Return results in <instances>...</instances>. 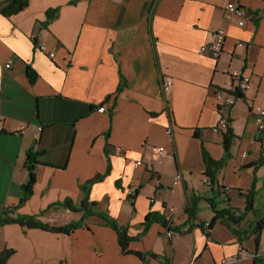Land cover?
I'll return each instance as SVG.
<instances>
[{"label":"crops","instance_id":"1","mask_svg":"<svg viewBox=\"0 0 264 264\" xmlns=\"http://www.w3.org/2000/svg\"><path fill=\"white\" fill-rule=\"evenodd\" d=\"M229 2L246 12L245 27L225 20ZM221 26L222 56L202 54ZM234 70L251 76L252 87L228 107ZM162 78L173 81L166 95ZM253 106L264 108V0H28L15 14L0 13V218L13 210L50 227L79 222L83 212L54 206L80 205L85 187L104 176L89 201L139 237L129 249L145 255L125 254L118 233L93 216L70 234L5 224L0 252L14 251L7 264H264V231L258 244L252 234L264 218V136ZM229 127L218 184L231 191L227 202L215 200L243 220L226 214L206 229L217 188L204 183L203 151L222 161ZM30 154L36 183L22 204ZM151 212L168 221L171 237L163 223L148 225Z\"/></svg>","mask_w":264,"mask_h":264},{"label":"trees","instance_id":"2","mask_svg":"<svg viewBox=\"0 0 264 264\" xmlns=\"http://www.w3.org/2000/svg\"><path fill=\"white\" fill-rule=\"evenodd\" d=\"M28 6V0H8V6H5L4 8H2V10L0 11V13L10 16L12 14H15L17 12H19L20 10L25 9ZM49 18L52 19L54 18V12H49ZM30 76L32 77L33 74L31 73ZM32 81H34V79H32ZM196 136H199V133L195 134ZM234 139V132L233 130L229 127L227 133L224 135V139H223V145L225 147V158L222 161H217L214 160L206 151H203V155H204V159H205V167H206V171H205V176L210 178V184L214 187L216 186L217 188V196H214L213 199L209 200L214 212H215V217L212 221V223L210 224V227L208 229H210L211 227H213V225L221 218H223L226 214L229 216V220L230 222H232L233 224H239L242 220L243 217H236L234 215H232V213H230V211L228 210H218V204L215 200L216 198H221L223 200L224 196L228 197L229 200V196H230V191L231 189H229V194H226V187H221L218 184V175L220 173V171L224 168V166H226L227 163V159L230 157V150L232 149V142ZM35 161L36 159L34 158V155L30 154L29 155V159L27 160L28 163V170L30 173L29 176V180L28 183L24 186V198L22 200V204L25 203L29 197L32 195L33 191H34V187H35V183H36V173H35ZM104 178V176H100L94 180H92L90 182V184L88 186L85 187V199L83 200V202L79 205V204H75L73 201L71 200H67L64 203H59L57 205H55L54 207H58V206H62L66 207L69 210L72 211H79V212H83L84 213V217L81 221H77L75 223H72L68 226H59V227H55V226H47L46 224L41 223V221L37 218V217H32V216H16V217H11V214H15V212L13 210H9L4 212V217L0 218V227H3L5 224H9V223H17L18 225L22 226V227H28V228H40V229H44L47 230L48 232H53V233H63V234H70L71 232H73L75 229H79L81 227L84 226V224L86 223V220L90 217H97L99 219H101L103 222H105V225L109 226L110 228H112L113 230H115L118 233L119 236V243L124 251L125 254H131L134 253L137 256H139V258L144 259L145 255L144 254H139V252H132L129 247L131 242H133L134 240H138L139 237H132L129 235L128 229L124 228L122 226H119L118 222H116L115 220L111 219L109 217V215L107 214H103L97 211L98 205L94 202H90L89 201V193H90V186L93 183H97L99 181H101ZM253 193H250L249 198V203H250V209L253 210ZM198 202L199 199H192L189 201L188 203V207H187V211L186 213L189 215V218L192 220L195 218L196 212L198 211ZM148 225L152 224L153 222H161L163 223L166 227H168L171 231L175 232V230H172L169 226V223L167 220H163L161 219L157 214H155V212H151L148 217ZM207 229V228H206ZM264 231V218L262 217L258 223L256 224V226L254 228H252V234L256 235V240L257 243H260V238H261V233ZM13 250L11 249H6L3 252H0V264H7L8 260L11 258L12 254H13Z\"/></svg>","mask_w":264,"mask_h":264},{"label":"built area","instance_id":"3","mask_svg":"<svg viewBox=\"0 0 264 264\" xmlns=\"http://www.w3.org/2000/svg\"><path fill=\"white\" fill-rule=\"evenodd\" d=\"M246 12L243 8L239 7L236 3H229L226 6V10L224 12V17L227 22H235L238 27H245L246 25ZM227 40V32L225 28L218 27L214 31V41L209 46H203L201 48V53L208 55L214 59L219 58L224 49V43H226ZM238 47L244 46L243 42L237 43ZM40 50L45 53H49V56L52 58L54 57V54L51 52H48V49L45 46H40ZM11 68V63L7 65V69ZM161 91L164 95H166L170 88L173 86V81L168 78H162L161 80ZM227 89H226V98H225V106L233 107L234 105H237L239 102L243 101L245 98V94L249 89L252 87V79L251 76L247 75L244 72L236 71L234 70L229 75V80L227 83ZM223 95V92L220 90L217 92V96L220 98ZM107 111L106 106L103 105L100 107L99 112L105 113ZM251 113L254 117V121L258 127L259 132L264 136V108L259 106H253L251 108ZM171 119V118H170ZM222 124L224 126L225 121H222ZM216 132H220L219 128L215 129ZM166 135L168 138H172L173 135V129L170 126L168 128ZM159 155H162L165 152V148L162 147L157 150ZM246 157V155H243ZM137 165H142L141 162L137 163ZM182 175L178 174L175 180V185H178L182 180ZM210 178L206 177L204 180L205 184H209ZM226 194H229V189H226ZM228 197L224 196L223 201H227ZM171 213L175 212V209L169 210ZM210 227V224L206 226V228ZM172 233H170L171 237ZM246 258V257H245ZM254 258L252 255H248L247 259ZM241 259H244L243 257ZM223 263H226V261H223Z\"/></svg>","mask_w":264,"mask_h":264},{"label":"rangeland","instance_id":"4","mask_svg":"<svg viewBox=\"0 0 264 264\" xmlns=\"http://www.w3.org/2000/svg\"><path fill=\"white\" fill-rule=\"evenodd\" d=\"M5 3L8 4V0H6ZM229 3H235V2H229ZM229 3H228V4H229ZM228 4H227V5H228ZM236 4H237V3H236ZM227 5H226V6H227ZM2 6H3V4L0 5V11L2 10ZM238 6H239V5H238ZM239 7H241V6H239ZM225 10H226V7H225ZM221 28H222V26H221ZM214 31H215V30H214ZM213 41H214V33H213ZM213 41H212V42H213ZM212 42H210L208 45H204V46H209ZM243 43H244V42H243ZM224 44H225V43H224ZM244 45H245V44H244ZM202 47H203V46H202ZM200 51H201V49H200ZM51 53H52V52H51ZM223 53H224V49H223ZM223 53H222V54H223ZM52 54H54V53H52ZM48 55H49V53H48ZM221 56H222V55H221ZM50 57H51V56H50ZM51 58H52V57H51ZM53 58H54V57H53ZM208 178H209V177H208ZM209 184H210V182H209ZM227 201H228V200H227ZM227 201H226V202H227ZM223 202H225V201H223ZM168 230L170 231V233H175V232L171 231L169 228H168Z\"/></svg>","mask_w":264,"mask_h":264}]
</instances>
